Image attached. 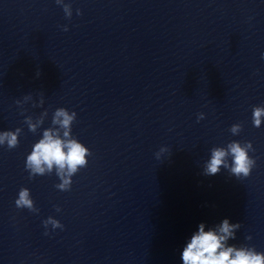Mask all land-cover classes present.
Returning <instances> with one entry per match:
<instances>
[{"label": "clouds", "instance_id": "obj_1", "mask_svg": "<svg viewBox=\"0 0 264 264\" xmlns=\"http://www.w3.org/2000/svg\"><path fill=\"white\" fill-rule=\"evenodd\" d=\"M55 3L63 8L65 17H72V7L64 3V0H55ZM77 15H81L79 9ZM63 30L68 31V27L63 26ZM264 59V53L261 54ZM36 76H40L37 70ZM31 101L33 107H42L44 104L43 94L38 100H33L31 94L25 95L23 100H16L17 106ZM23 114V112H21ZM48 111L45 110L35 120L32 116H26L24 123L28 126L29 131L36 133L44 123ZM77 118L75 111H69L60 107L55 109L52 114L51 127L43 130L42 137L34 143L31 152L26 156L25 170L29 173V179L37 176L50 175L55 171L60 183L55 187L59 191H70L72 187V177L81 169L88 166V157L92 155L90 149L81 143L72 135V125ZM205 119L203 112L198 113L197 122ZM264 122V106H254L252 109V123L256 128H260ZM242 124H233L229 131L233 135H238L242 130ZM22 133L21 128L14 131L0 132V146L7 147L8 150L15 149L19 146V137ZM251 141H230L226 146H216L210 150V157L205 161L203 166V175L215 176L223 169L237 179L248 178L253 168L256 166V159L250 156L254 152ZM169 152L168 148L162 147L156 153V158ZM231 158V162L229 161ZM17 209H27L33 213H39L35 202L28 188L22 187L17 199L15 200ZM59 212L60 208L57 207ZM45 228L44 235H49L48 226L52 230L63 229L64 225L57 219L49 216L43 222ZM242 227L241 222L232 223L228 218L223 219L219 224L207 227L201 222L197 230L194 231L185 242L180 259L182 264H264V252L256 250L255 246L248 244H230V240H235L237 231ZM247 241L252 240L251 235L245 237Z\"/></svg>", "mask_w": 264, "mask_h": 264}]
</instances>
